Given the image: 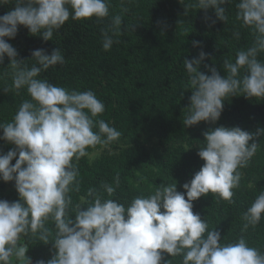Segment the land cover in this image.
Masks as SVG:
<instances>
[{"label":"clouds","instance_id":"9594fccd","mask_svg":"<svg viewBox=\"0 0 264 264\" xmlns=\"http://www.w3.org/2000/svg\"><path fill=\"white\" fill-rule=\"evenodd\" d=\"M110 0H0L14 7L0 16V64L10 60L12 88H26L30 100L19 106L12 122L0 124V139L11 142L15 149L0 154V180L14 181L20 201L0 200V264H31L28 247L20 244L22 235L32 233L47 243L49 230L45 221L55 223V254L36 264H170L164 253L181 256L182 264H264V250L249 246L241 237L236 243L222 244L220 232L209 230L205 220L194 213L193 201L216 193L231 202L238 187L240 168L247 167L257 151L256 138L264 133L239 127H216L204 133V146L198 156L204 161L200 170L178 192L176 184L157 187L153 194L135 197L124 204L105 199L95 189L89 192L86 207L75 205L74 218L68 215L71 191H78L79 171L73 158L87 155L86 149L108 145L121 132L102 119H95L105 105L92 91H68L39 78L52 66L62 65L65 57L59 48L46 54L45 49L31 53L36 63L28 67L17 59L16 49L5 38L16 36L18 26L44 41L52 40L71 16L72 19L109 16ZM231 0H196L195 7L212 8L222 21L228 17L221 7ZM237 19L255 33L254 43L236 53L235 62L224 61L226 75L210 68L211 75L199 71L206 53L184 60L192 94L186 127L201 121L215 123L223 102L242 93L246 97L264 98V0H239ZM126 11V9H125ZM113 29H120L122 17L112 18ZM115 31L103 32L102 47L109 50ZM239 37V32L235 34ZM194 41L193 45L198 46ZM241 69L244 70L241 75ZM9 91L8 88L4 89ZM15 158V163H11ZM119 186L118 177L115 178ZM108 197L116 188L102 185ZM264 214V192L244 213V229L255 226Z\"/></svg>","mask_w":264,"mask_h":264},{"label":"trees","instance_id":"16d2710c","mask_svg":"<svg viewBox=\"0 0 264 264\" xmlns=\"http://www.w3.org/2000/svg\"><path fill=\"white\" fill-rule=\"evenodd\" d=\"M239 0L221 5L226 21L219 20L212 8L195 7L196 0H110L109 16L69 19L54 32L52 40L44 41L18 26L14 38L6 41L17 51V59L31 67L36 63L31 53L45 49L50 54L59 48L65 57L62 65L52 66L40 73L42 79L68 91H92L105 105L95 119H102L121 132L108 145L86 149L87 155L73 163L79 171L78 191L69 193L71 205L68 215L75 216V205L86 207L93 189L105 199H113L126 207L138 196L153 194L161 185L176 184L178 192L198 172L204 161L198 150L204 146V133L216 127H239L255 133L264 130V98L246 97L242 93L224 100L223 111L215 123L201 121L186 127L189 98L192 94L189 74L184 60L206 53L199 71L211 75L215 68L226 75L224 61L235 62L236 53L246 50L255 40V33L237 19ZM14 5L0 6V16ZM126 9V11H125ZM122 17L120 29H113L112 18ZM113 31V44L104 50L103 32ZM239 32V37L235 35ZM198 41V46L193 42ZM264 61V53L258 54ZM10 60L0 64V124L12 122L19 106L30 100L26 88H12ZM244 70L241 69V75ZM9 91L5 92L4 89ZM3 130L0 129V136ZM255 155L247 167L240 168L238 187L231 202L216 193H208L193 201L194 213L220 232L222 244L236 243L243 237L249 246L264 250V214L260 222L244 229L243 216L257 196L264 192V133L256 138ZM15 149V145L0 139V154ZM11 163H15V158ZM119 186L115 185V178ZM116 188L112 197L102 185ZM0 200H20L15 182L0 180ZM49 230L47 243L39 235H22L20 244L26 245L31 264L47 261L55 254V223L45 221ZM164 261L182 264V257L163 254ZM13 264H16L15 260ZM162 264L164 262L162 261Z\"/></svg>","mask_w":264,"mask_h":264}]
</instances>
